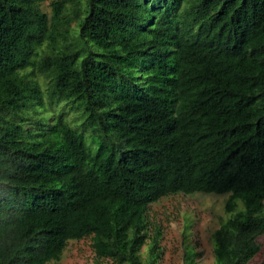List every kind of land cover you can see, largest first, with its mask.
I'll use <instances>...</instances> for the list:
<instances>
[{
	"label": "trees",
	"instance_id": "1",
	"mask_svg": "<svg viewBox=\"0 0 264 264\" xmlns=\"http://www.w3.org/2000/svg\"><path fill=\"white\" fill-rule=\"evenodd\" d=\"M197 193L227 197L213 264H248L264 0H0V264L57 263L87 238L96 259L158 264L149 205Z\"/></svg>",
	"mask_w": 264,
	"mask_h": 264
},
{
	"label": "rangeland",
	"instance_id": "2",
	"mask_svg": "<svg viewBox=\"0 0 264 264\" xmlns=\"http://www.w3.org/2000/svg\"><path fill=\"white\" fill-rule=\"evenodd\" d=\"M47 4L42 3L40 8L49 17ZM89 143L87 138L86 145ZM226 199L223 195L197 193L187 197L176 194L149 205L147 219L153 226L159 227L162 236L159 242L162 255L158 264H182L186 250L191 255H197L195 264H213L210 235L226 220L227 215L223 212ZM257 244L260 251L248 264H264V237L257 239ZM145 251L146 247H142L140 253ZM91 252L88 238L69 241L59 261L49 264H110L107 260L96 259Z\"/></svg>",
	"mask_w": 264,
	"mask_h": 264
}]
</instances>
